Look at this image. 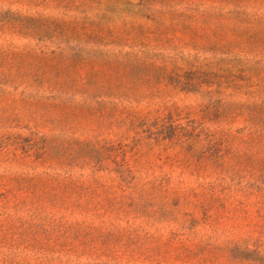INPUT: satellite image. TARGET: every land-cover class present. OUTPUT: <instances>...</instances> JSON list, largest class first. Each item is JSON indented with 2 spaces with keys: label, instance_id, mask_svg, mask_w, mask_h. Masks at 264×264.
Listing matches in <instances>:
<instances>
[{
  "label": "rangeland",
  "instance_id": "374dc122",
  "mask_svg": "<svg viewBox=\"0 0 264 264\" xmlns=\"http://www.w3.org/2000/svg\"><path fill=\"white\" fill-rule=\"evenodd\" d=\"M0 264H264V0H0Z\"/></svg>",
  "mask_w": 264,
  "mask_h": 264
}]
</instances>
